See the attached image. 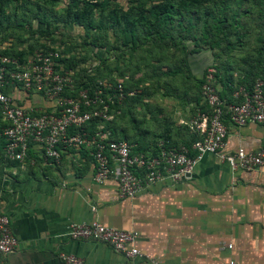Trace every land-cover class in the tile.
<instances>
[{
  "label": "crops",
  "instance_id": "1",
  "mask_svg": "<svg viewBox=\"0 0 264 264\" xmlns=\"http://www.w3.org/2000/svg\"><path fill=\"white\" fill-rule=\"evenodd\" d=\"M205 57L204 51L188 56L191 76L201 77ZM230 71L219 73L218 93H224L223 76L229 75L233 82L238 79ZM177 84L171 101L141 98L146 110L141 120H114L112 136L145 154L154 153L161 139L171 145L186 144L190 137L179 123L193 115L199 89ZM224 94L228 96L227 91ZM132 104L124 106L125 114L134 111ZM226 126L223 153L264 148V123ZM29 157L33 165L0 159V214L7 216L16 240L15 250L0 264H63L59 252L80 258L81 264L121 261V255L106 244L65 237L69 222L91 220L136 231V247L152 260L150 264H228L230 260L264 264V165L234 172L219 155L207 154L185 178L159 182L133 198H122L113 180L102 185L92 182L91 158L83 150L62 153L57 166L35 153ZM225 244L231 249H223Z\"/></svg>",
  "mask_w": 264,
  "mask_h": 264
},
{
  "label": "built area",
  "instance_id": "2",
  "mask_svg": "<svg viewBox=\"0 0 264 264\" xmlns=\"http://www.w3.org/2000/svg\"><path fill=\"white\" fill-rule=\"evenodd\" d=\"M65 59L56 49L33 50L23 58L0 56V120L3 140L2 158L18 165L34 164L30 154L60 163L68 150H84L91 158L92 182L116 184L122 198H133L159 182L174 183L189 175L204 155H219L232 171H251L264 165V148L244 152L237 148L225 151L227 124L241 128L264 123V80L256 78L249 87H231L229 102L219 98L213 70L205 69L199 102L187 122L193 140L188 146H172L162 140L154 154L133 153L132 145L111 138L103 122L112 120V105L126 97L121 82L96 81V86L76 89L73 72L64 69ZM98 119V120H96ZM95 120L89 132L91 122ZM65 237L70 241L89 240L103 243L121 255L111 264H150L152 260L136 247V231H123L89 222H69ZM231 244L222 246L231 249ZM16 248L9 220L0 214V259ZM63 264H81L80 258L63 252ZM228 264H234L232 260Z\"/></svg>",
  "mask_w": 264,
  "mask_h": 264
},
{
  "label": "trees",
  "instance_id": "3",
  "mask_svg": "<svg viewBox=\"0 0 264 264\" xmlns=\"http://www.w3.org/2000/svg\"><path fill=\"white\" fill-rule=\"evenodd\" d=\"M225 1L226 0H127L128 5L123 10L120 6L115 4H113L112 8H108L109 0H0V27H2L4 23L9 22L12 18L14 25L22 28L25 21L23 19L27 14L36 22L35 32L32 30L30 32L31 35H29L32 40H27V45L25 47L23 46L20 50L8 52L1 51L0 56L23 58L33 50L52 49H56L61 55V52L64 50L60 51L58 48L50 45V42H54L53 40H55L53 30L57 28L58 24L63 27L67 25L81 27L84 30V37H87L89 31L95 32L96 30L106 29L105 26L107 25L113 34L114 43L118 40L119 46L123 48L134 50L139 44L143 42L148 43L149 46L144 50L148 52V57L150 58L164 57L176 49L174 56L179 55L180 58L176 59V67L169 73H171V77L174 75L180 77V79H178L180 83H183L182 81L184 80H191L195 87L199 89L195 100L196 107L199 102V91L203 83L205 70L200 78L191 76L188 56L200 51L198 45L199 37L206 39L209 49L219 45V39L211 40L208 38V35H210L212 31L213 34L217 36L219 32L222 31L227 18H224V16L216 17L211 13V9L213 7L218 9L224 8L226 6ZM208 6H211V9H208ZM17 10L20 12L18 16L16 15ZM105 11L106 13L104 14ZM95 14L99 17L96 23L92 20ZM103 17H106V21H103ZM231 22L232 23L229 24L230 27H238L239 24L235 22V18H232ZM196 23H200L198 31L200 36H197L198 38L193 33L196 29ZM35 33L38 34L35 36ZM19 42L22 43L23 40ZM56 43L61 44L60 42ZM88 44L95 45L96 38L91 37ZM142 47H144V45H142L141 48ZM170 48H172V51H169ZM60 61L64 63L65 59H61ZM96 67L97 66H95V68ZM64 69L73 72L76 89H87L91 92L94 86H96V81L105 80L87 77L88 73H90L93 68L78 71L75 69V63L73 62L64 64ZM180 73H183V75ZM219 73L220 72L213 70V78L215 80L219 79ZM239 78L233 82L229 75L227 79L223 76L222 80L226 82L222 87H224V93L225 91L228 92V96L226 97L224 93H218L217 90L219 98L229 102L232 86L243 85L249 87L256 78H262L264 80V64L262 69H253L250 72L244 73L243 78ZM106 81L112 84L116 83V81H120L124 92L132 91L128 89V84L130 83L129 76L124 75V72L123 74L120 73L119 75L107 78ZM132 92H134L133 96L126 97L119 105L115 103L112 105V112L118 111V114H114L112 120L103 122L105 129L110 131L111 138L115 140L124 139L114 138L112 136L111 126L114 120L122 118L125 114L123 108L127 102L132 103V100L136 98L140 100L142 97L141 93L143 91L137 93L133 90ZM143 94H145V92H143ZM94 125L95 120L91 122L87 130L90 132ZM3 126L4 124L0 120V159L2 160L3 140L1 137V129ZM185 129L187 130L186 127ZM189 137L186 144L180 145L188 146L193 140L191 134H189ZM161 140L166 142L163 139ZM127 143L130 144L129 142ZM131 151L133 153H142L134 149L133 145ZM155 152L156 146L154 153ZM84 154L88 156L86 151H84ZM5 162L16 165V162Z\"/></svg>",
  "mask_w": 264,
  "mask_h": 264
},
{
  "label": "rangeland",
  "instance_id": "4",
  "mask_svg": "<svg viewBox=\"0 0 264 264\" xmlns=\"http://www.w3.org/2000/svg\"><path fill=\"white\" fill-rule=\"evenodd\" d=\"M113 4L120 6L123 10L128 5L127 0H109L108 8H112ZM225 4L226 8L222 9L215 7L211 9V6H208L216 17L227 18L222 31L217 36L212 31L208 35L211 40L219 39L217 47L209 49L206 39L197 37L200 36L198 32L200 23H196L193 33L198 38L200 51L206 54L202 61V64L206 66L205 69L210 67L217 72H226L229 69L235 74L234 78H239V74L243 76L244 73L253 69H262L264 64V0H226ZM19 14L17 10L16 15ZM232 18L238 22V27L229 26ZM98 19V15H93V22L96 23ZM23 20L25 21L22 28L14 25L12 18L0 27V52L20 50L27 45V40H32L29 35L36 29V22L28 14ZM103 21H106V17H103ZM105 27L104 30L89 31L87 37H84V30L81 27L75 25L63 27L58 24L53 30L55 40L50 42V45L60 51L64 50L61 52V55L65 57L64 64L73 62L78 71L93 68L87 77L106 80L124 72V75L129 76V90L137 93L145 92V94L141 93V98L148 96L151 97L150 99L158 97L160 102L171 101L175 93L174 88L178 86L177 83L185 89L189 87L193 90L191 87L195 85L191 80H181L183 83H180L178 82L180 77L177 75L171 77L169 73L176 67V59L180 58L179 55L174 56L176 49L164 57L150 58L148 52L144 50L149 46L148 43L143 42L134 50H128L119 46L118 40L114 43L113 34L107 25ZM37 34L35 33V36ZM91 37L96 38L95 45L88 44ZM20 40L23 42L20 43ZM142 45L144 47L141 48ZM171 49L169 51H172ZM180 74L183 75V73ZM214 83L216 87L218 83L215 79ZM132 103L134 111L126 113L117 120H141L146 111L145 104L138 98L132 100Z\"/></svg>",
  "mask_w": 264,
  "mask_h": 264
}]
</instances>
